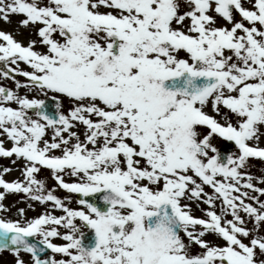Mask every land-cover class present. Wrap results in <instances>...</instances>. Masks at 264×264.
Returning <instances> with one entry per match:
<instances>
[{
    "label": "snow or ice",
    "instance_id": "obj_1",
    "mask_svg": "<svg viewBox=\"0 0 264 264\" xmlns=\"http://www.w3.org/2000/svg\"><path fill=\"white\" fill-rule=\"evenodd\" d=\"M12 16L0 253L264 264V0H0Z\"/></svg>",
    "mask_w": 264,
    "mask_h": 264
},
{
    "label": "rangeland",
    "instance_id": "obj_2",
    "mask_svg": "<svg viewBox=\"0 0 264 264\" xmlns=\"http://www.w3.org/2000/svg\"><path fill=\"white\" fill-rule=\"evenodd\" d=\"M15 17H16V21H17L19 19V17H17V16H15ZM0 24L5 25V23L2 21H0ZM9 86H11V85H9ZM66 103L67 102H65V104ZM262 145H264V144H262ZM259 163H261V162L259 161ZM252 164L254 165V167L252 168V171L254 173L259 174L261 171H264V165L262 166L261 164H258V165L254 164V163H252ZM0 165L11 166L8 160L2 159V158H0ZM43 174H44L45 178H47V172H44ZM17 175L19 176V172L14 170L12 173L6 175L5 178L6 179L7 178L12 179V178L17 177ZM48 182H49V184L53 183L50 179L48 180ZM58 194L61 196L64 195V193L61 191ZM18 200H19V197L9 195L7 200L4 203L8 204V205H13L14 206L13 211H15V207H24L23 203H17ZM41 211H42L41 206L37 204L35 206V211H29L27 214L29 216H35V215L39 214ZM0 264H14L12 255L8 252L0 253Z\"/></svg>",
    "mask_w": 264,
    "mask_h": 264
},
{
    "label": "bare ground",
    "instance_id": "obj_3",
    "mask_svg": "<svg viewBox=\"0 0 264 264\" xmlns=\"http://www.w3.org/2000/svg\"><path fill=\"white\" fill-rule=\"evenodd\" d=\"M11 19H12V23L11 24H5V25H1L0 24V29H4V30H7V31L15 30L16 29V22H17L16 21V17L12 16ZM12 179H14V178H12ZM12 179H7V180H12Z\"/></svg>",
    "mask_w": 264,
    "mask_h": 264
}]
</instances>
